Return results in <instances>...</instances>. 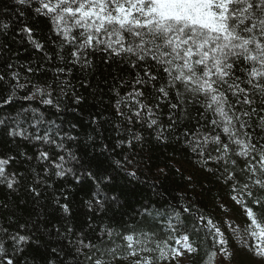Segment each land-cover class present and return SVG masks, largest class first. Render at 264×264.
<instances>
[{
    "label": "snow or ice",
    "instance_id": "snow-or-ice-1",
    "mask_svg": "<svg viewBox=\"0 0 264 264\" xmlns=\"http://www.w3.org/2000/svg\"><path fill=\"white\" fill-rule=\"evenodd\" d=\"M9 3L0 9L11 13L0 18V145L12 153L0 152L8 194L0 200V264H29L25 248L45 235L64 242L50 248L47 264H187L202 250L199 264H264V0ZM9 34L37 54L35 66L19 62ZM99 64L117 71L109 73L114 119L90 114L94 134L82 138L80 120L51 117L85 102L75 73ZM105 125L114 142L101 135ZM149 144L178 146L203 179L226 190L219 219L193 202L117 189L118 175L138 180L136 159ZM64 182L87 189L79 226L70 222ZM152 192L161 195L155 185ZM18 193L31 205L22 222L21 204L9 203ZM114 208L132 210L106 223Z\"/></svg>",
    "mask_w": 264,
    "mask_h": 264
},
{
    "label": "trees",
    "instance_id": "trees-1",
    "mask_svg": "<svg viewBox=\"0 0 264 264\" xmlns=\"http://www.w3.org/2000/svg\"><path fill=\"white\" fill-rule=\"evenodd\" d=\"M4 4H8L11 7L9 0H2L0 2V9ZM11 13L0 15V18L8 19ZM38 33L46 34L47 27L43 20L35 22ZM17 37L9 34L7 42L13 49L18 51L20 55V63H26L31 61L33 66L38 62V56L30 48L25 50V47L19 43H16ZM116 75V68H108L103 64H99L98 69L92 73H75V79L73 83L76 85L80 95L85 98V102L75 111H66L62 114H57L51 117V119L71 120L75 117L82 122L78 126L77 131L83 138L92 133V127L90 126V114L101 116L103 119H114L110 109V96L109 86L112 84L111 76ZM50 75V73H49ZM82 84H89L90 87H81ZM69 107H73L69 105ZM7 112H11L12 109H5ZM105 130H101V135L105 140L114 142L116 133L111 131L110 125L104 126ZM100 137L98 136V141ZM10 145H0V152H8ZM15 151V149H13ZM81 151H87L91 154L90 149L81 148ZM119 151V150H117ZM139 151V149L137 150ZM122 158V157H121ZM103 159V157H101ZM138 165V180H133L131 177L118 175L115 180L117 189H122L126 193L135 191L137 193L136 199L143 200L145 196L152 200H167L169 204L179 205L187 204L189 202L195 203L206 211L207 214L219 219L223 213L217 207V202L220 199L227 200V192L222 187H218L214 181L205 180L202 174L194 170L191 159L182 151L178 146L172 147H160L154 145H145V152L142 155H138L136 159ZM19 166V161L15 162L13 167ZM107 166V164H105ZM192 176V181L189 182L188 177ZM155 185L156 191L161 195H153L152 186ZM64 188H67L70 192V203L73 209L74 216L70 221L72 224L79 226L82 221L88 218V209L84 205V201L88 199L87 189L80 190V186H72L67 182L63 184ZM7 193L0 190V200L7 197ZM183 197V199H182ZM123 199V198H122ZM26 197L23 193H18L9 203H19L21 208L18 210L21 222L27 218L28 211L31 210L30 204H24L23 201ZM134 208H139V205L135 203V200L131 201ZM27 209V211H25ZM235 209V208H233ZM132 209H113L104 218L105 222H108V217L113 215V212H131ZM51 212L52 210L49 209ZM57 219H52L53 224L58 223L59 213H53ZM2 222V221H0ZM64 243L63 241H57L55 238L49 240L45 235L39 245H32L25 248V255L29 261V264H47V261L52 257L48 255L50 248L53 246H59ZM203 250L199 256H193L187 264H199ZM23 259V258H22Z\"/></svg>",
    "mask_w": 264,
    "mask_h": 264
},
{
    "label": "rangeland",
    "instance_id": "rangeland-1",
    "mask_svg": "<svg viewBox=\"0 0 264 264\" xmlns=\"http://www.w3.org/2000/svg\"><path fill=\"white\" fill-rule=\"evenodd\" d=\"M232 215L235 216L238 220H239V219H242V218L240 217V211H239V209H237V208L233 209ZM233 244H235V241H233Z\"/></svg>",
    "mask_w": 264,
    "mask_h": 264
}]
</instances>
